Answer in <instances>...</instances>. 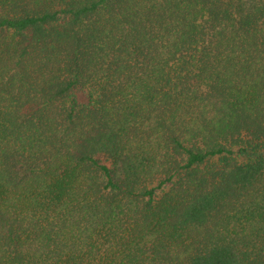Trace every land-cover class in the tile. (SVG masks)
I'll use <instances>...</instances> for the list:
<instances>
[{
    "label": "trees",
    "instance_id": "obj_1",
    "mask_svg": "<svg viewBox=\"0 0 264 264\" xmlns=\"http://www.w3.org/2000/svg\"><path fill=\"white\" fill-rule=\"evenodd\" d=\"M0 264H264V0H0Z\"/></svg>",
    "mask_w": 264,
    "mask_h": 264
}]
</instances>
